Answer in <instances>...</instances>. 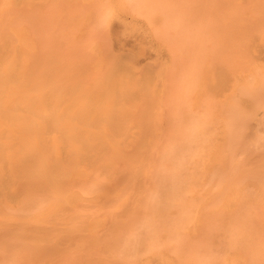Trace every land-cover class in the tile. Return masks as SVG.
<instances>
[{
	"label": "bare ground",
	"instance_id": "1",
	"mask_svg": "<svg viewBox=\"0 0 264 264\" xmlns=\"http://www.w3.org/2000/svg\"><path fill=\"white\" fill-rule=\"evenodd\" d=\"M199 1L0 0V264H264V0Z\"/></svg>",
	"mask_w": 264,
	"mask_h": 264
},
{
	"label": "rangeland",
	"instance_id": "2",
	"mask_svg": "<svg viewBox=\"0 0 264 264\" xmlns=\"http://www.w3.org/2000/svg\"><path fill=\"white\" fill-rule=\"evenodd\" d=\"M203 1V0H202ZM202 1H199V4H201V2ZM198 10L200 11V12H202V13H206L205 12V9L204 10H201V8L198 6ZM203 14V15H204ZM202 16V15H201ZM172 37V36H171ZM175 40V38L174 37H172L171 38V41H174ZM126 42V43H125ZM125 44V46H123V48H125L126 47V49L132 44V39H125L124 40V42L122 43V45H124ZM127 44V45H126ZM148 60V57L147 56H145V57H141V59H139V61H141L142 63V66L144 65V64H146L147 61ZM145 62V63H144ZM141 64H140V66H141ZM239 122H237L236 123V125L237 126H239ZM249 124V125H248ZM252 124V121L251 122H249V123H247L246 125L248 126V128H247V126L244 128V130L242 131V136H241V138H243V139H241V140H244V142L242 141H238V139H234L233 140V142H232V146H233V148H234V151L236 152V155H237V159H238V161L239 160H242L243 161V159L244 158H242V157H244V151L243 150H246V148L248 149V150H250L251 148L249 147V146H252V143H251V141H250V139H252V137H253V135H252V137L251 136H249V134L250 133H252L253 134V132H254V130H255V126L253 127V125H254V122H253V125H251ZM250 125H251V128H254V129H250ZM244 132V133H243ZM251 135V134H250ZM239 144V145H238ZM244 144V145H243ZM238 145V146H237ZM247 145V146H246ZM242 148H243V150H242ZM253 148V147H252ZM243 151V152H241L243 155H240V151ZM260 150H262L261 152H259V151H257V153L260 155V157H263L264 158V148H262V149H260ZM239 153V154H238ZM256 154V153H255ZM263 154V155H262ZM242 156V157H241ZM241 162V161H240ZM264 170V169H263ZM123 172H126L125 170H123ZM263 173H264V171H263ZM264 176V175H263Z\"/></svg>",
	"mask_w": 264,
	"mask_h": 264
}]
</instances>
